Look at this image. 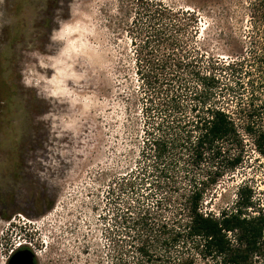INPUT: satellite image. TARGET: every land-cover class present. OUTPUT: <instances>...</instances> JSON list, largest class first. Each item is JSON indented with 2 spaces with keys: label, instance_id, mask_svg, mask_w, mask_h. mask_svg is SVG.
Segmentation results:
<instances>
[{
  "label": "rangeland",
  "instance_id": "rangeland-1",
  "mask_svg": "<svg viewBox=\"0 0 264 264\" xmlns=\"http://www.w3.org/2000/svg\"><path fill=\"white\" fill-rule=\"evenodd\" d=\"M153 1L173 9L158 23L169 25L182 61L157 94L140 79L133 44L137 23L157 13L150 0H0V264L23 242L39 264H140L143 209L174 219L190 185L224 166L210 150L200 164L189 156L204 115L194 71L209 73L211 59L245 58L250 72L236 92L217 90L239 132L220 144L223 155L244 160L211 187L203 210L232 205L247 179L264 195V157L253 141L264 130L255 0ZM253 95L259 113H237ZM152 137L174 144L167 159L157 162ZM180 245L168 263L153 264H175L187 253ZM216 261L197 254L194 264Z\"/></svg>",
  "mask_w": 264,
  "mask_h": 264
},
{
  "label": "trees",
  "instance_id": "trees-1",
  "mask_svg": "<svg viewBox=\"0 0 264 264\" xmlns=\"http://www.w3.org/2000/svg\"><path fill=\"white\" fill-rule=\"evenodd\" d=\"M150 2L157 6L155 12L159 16L156 18V14L152 15L144 27L138 26L137 23L134 29L139 41L135 39L132 43L137 46V72L140 79L149 91L157 94L162 83L169 80L166 78L170 73L166 72L167 69L176 71L174 67L182 61L175 59V46L178 44L177 39L169 32V25L158 23L162 20L159 18L161 15L164 17L173 9L162 2L157 3L153 0ZM252 8L254 18L263 22L264 0H255ZM244 60L245 58H236L227 62L211 59L209 73L194 71L201 82L196 92V97L201 98V101L195 108L199 106L203 110L199 113L204 115H199L196 119L195 127L199 133L193 141L195 145L193 155L189 156L194 157L195 162L200 164L210 150L214 163L216 159L223 157L224 166L218 167L213 164L214 169L205 179L190 185L191 190L185 195L183 207L180 204L176 209L174 219H164L161 213L152 212L147 207L143 209L136 220L142 231L138 251L144 258L140 264H153L159 260L168 263L172 258L169 253H173V249L184 248L180 243L186 246L187 253L177 255L178 261L175 264H194L197 254L203 258L215 257L217 264H264V195L258 193L254 180L247 179L238 186L232 205L225 206L218 212L203 210V201L211 187L217 185L220 177L227 171L236 170L244 160L241 152L223 155L226 151H223L220 144L231 136L236 137L239 132L233 119L234 113L226 108L216 95L218 88L220 90L229 88V91L236 92L246 84L241 77L250 71L243 70ZM170 65L173 68H170ZM222 72L231 76L227 78ZM150 99L153 100V97ZM261 109V104L257 103L253 95L249 102L241 103L237 113H259ZM249 131L251 132L252 128H249ZM148 141L151 148H155L154 157L157 162L163 160V157L167 159V153L174 147L169 139L162 137ZM253 141L259 154L264 157V130L256 131ZM216 146L219 148L216 149ZM179 215L182 216L178 218ZM139 235L141 236V233Z\"/></svg>",
  "mask_w": 264,
  "mask_h": 264
},
{
  "label": "water",
  "instance_id": "water-1",
  "mask_svg": "<svg viewBox=\"0 0 264 264\" xmlns=\"http://www.w3.org/2000/svg\"><path fill=\"white\" fill-rule=\"evenodd\" d=\"M35 256L31 249L18 251L9 258L8 264H36Z\"/></svg>",
  "mask_w": 264,
  "mask_h": 264
},
{
  "label": "flooded vegetation",
  "instance_id": "flooded-vegetation-1",
  "mask_svg": "<svg viewBox=\"0 0 264 264\" xmlns=\"http://www.w3.org/2000/svg\"><path fill=\"white\" fill-rule=\"evenodd\" d=\"M23 245L22 246H20V247H18L15 251H13V253H12V255L13 254H15L16 252H18V251H22V250H26V249H30L28 246H26V243H22ZM32 250V249H31ZM33 251V250H32ZM35 253V252H34ZM36 254V253H35ZM11 255V256H12ZM10 256V257H11ZM35 263L36 264H39V261H38V259H37V256H35Z\"/></svg>",
  "mask_w": 264,
  "mask_h": 264
},
{
  "label": "built area",
  "instance_id": "built-area-1",
  "mask_svg": "<svg viewBox=\"0 0 264 264\" xmlns=\"http://www.w3.org/2000/svg\"><path fill=\"white\" fill-rule=\"evenodd\" d=\"M22 245V243H20L16 248H15V250L18 248V247H20ZM15 250H13V251H15ZM13 251H12V253H13Z\"/></svg>",
  "mask_w": 264,
  "mask_h": 264
},
{
  "label": "bare ground",
  "instance_id": "bare-ground-1",
  "mask_svg": "<svg viewBox=\"0 0 264 264\" xmlns=\"http://www.w3.org/2000/svg\"><path fill=\"white\" fill-rule=\"evenodd\" d=\"M22 246V245H21Z\"/></svg>",
  "mask_w": 264,
  "mask_h": 264
}]
</instances>
